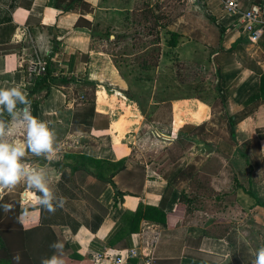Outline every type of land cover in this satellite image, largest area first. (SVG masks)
<instances>
[{
	"label": "crops",
	"instance_id": "0c3cea01",
	"mask_svg": "<svg viewBox=\"0 0 264 264\" xmlns=\"http://www.w3.org/2000/svg\"><path fill=\"white\" fill-rule=\"evenodd\" d=\"M82 1L68 9L70 0H0V88L20 86L30 98L29 72L36 51L44 60L49 59L52 70L72 80L69 84L59 82L30 101L31 114L56 131V157L47 160L29 152L24 158L46 170L49 184L66 197L65 216L79 227L73 232L69 225H53L65 254L82 257L73 264H115L119 257L123 264H254L256 251L264 246V207L258 205V201L264 202V196L238 189L244 187L243 176L249 174L250 165L237 146L219 139L216 151L204 145L194 154V148L192 153L186 152L185 160L168 178L158 176L150 162L159 153L145 155L146 149L141 148L148 133L144 108L121 85L122 77L110 54L95 46L102 16L118 7H110V0ZM236 1L241 9H247L254 0ZM224 2L206 0L216 23L227 29L219 39L214 62L225 80L227 97L241 108L259 88L264 75V37L252 43L237 26L241 14L225 12ZM80 19L85 21L78 28ZM75 81L96 86L90 132L71 130L75 108L80 104L74 92L90 91L88 85ZM150 105L154 109L152 130L147 128L158 146L167 145L175 134H190L212 118L210 106L199 98L169 102L152 98ZM1 116L8 117L6 112ZM249 138L260 145L258 152L264 158V104L236 127L240 143ZM199 154L204 160L195 161ZM121 162H125L123 170ZM139 165L145 168L144 178L137 174ZM190 165L197 168L202 180L196 190L211 183L213 198L209 189L192 195L193 179H177ZM100 175L112 180L124 196H116L115 187L100 180ZM206 176L211 178L209 183ZM255 183L256 189L262 187ZM168 186L172 192L161 207L164 222L144 219L139 231H130L138 226L132 223L131 215L141 205L160 208ZM230 186L238 189L234 201L238 218L224 213L228 207L223 195ZM23 192L26 198L21 202L20 220L25 229H31L40 225L42 208L26 183ZM183 192L189 201L180 206ZM132 251L135 257H131ZM98 254L104 259L95 263L93 257Z\"/></svg>",
	"mask_w": 264,
	"mask_h": 264
},
{
	"label": "rangeland",
	"instance_id": "374dc122",
	"mask_svg": "<svg viewBox=\"0 0 264 264\" xmlns=\"http://www.w3.org/2000/svg\"><path fill=\"white\" fill-rule=\"evenodd\" d=\"M109 6L118 7V10L102 16L101 25L95 33L97 42L95 46L98 50L110 54L114 60L120 77H122L121 85L125 87L127 94L139 101L144 108L147 127L150 126L152 130L151 115L154 111L150 105L152 98L164 102L192 97L199 98L208 105L216 104L214 110L210 107L211 120L213 119L210 125L213 130L211 129L207 134H200L201 139L206 137V142L195 140L185 142L180 147L186 149V152L187 150L191 151V153L195 148L197 152L194 154H198L200 153L198 149L204 145L211 146L209 151H216L219 139L234 145L231 140V130L228 128L229 110L227 105L219 104L220 97L216 90L217 67L214 55L218 51L222 33L214 19L208 17L210 13L206 6V0H110ZM148 6L160 17L158 22L160 41L157 40L158 34L151 35L150 30L146 28L147 24H145L142 11H144V7ZM169 32L179 34V42L175 48L168 44L171 37ZM148 58L154 59V61L157 59L158 65L149 68L142 67V61ZM0 119L7 120L10 117L0 115ZM147 127L146 132L148 133L141 143V148L146 149L145 155L155 154L157 151L158 157L169 142L167 145L158 146V142L152 137ZM13 132L14 135L9 137V140L25 137L22 125H14ZM174 139L171 137V140ZM245 140L241 143L237 141L241 145ZM253 142L247 149L250 155L245 158L250 165L249 174L246 172L247 174L243 176L244 187H237L238 189L243 188L248 191L247 193L256 192L264 196V158L260 157L258 149H256V140ZM238 150L240 154L241 148L238 147ZM201 160H204V157L199 154L195 161ZM195 173L200 174L196 171ZM206 178L209 183L211 178L209 176ZM248 179H251V184H248ZM198 181L201 185L202 180L199 176L190 182L192 185L195 184L194 187L191 185L194 190L192 195L193 192L201 193V189H204L205 192L209 189L210 198H213L214 190L211 183L209 187L203 186L196 190ZM255 182L260 183L259 185L262 187L256 189L258 185H255ZM23 187L25 186L22 184L21 188ZM18 189H20L18 186L11 190L6 189L0 193V199L7 193H13ZM237 190L236 187L230 186L227 192L224 191L226 193L223 198L228 207L224 210L226 217H239V213L236 214L234 207ZM214 217L217 218L215 215ZM241 219H243L242 216ZM197 220L203 222L201 218ZM213 221L215 219L210 220V222Z\"/></svg>",
	"mask_w": 264,
	"mask_h": 264
},
{
	"label": "trees",
	"instance_id": "16d2710c",
	"mask_svg": "<svg viewBox=\"0 0 264 264\" xmlns=\"http://www.w3.org/2000/svg\"><path fill=\"white\" fill-rule=\"evenodd\" d=\"M70 1L71 3L68 5V9L72 8L73 3L79 2L83 4L82 0ZM135 11L136 9L134 10V12ZM142 12L143 16L145 17V24H147L146 28L150 30L151 35L158 34L157 40L160 41V25L158 23L160 18L159 15H157L149 6L144 7V11ZM208 17L214 19L211 14ZM83 21L85 20L80 19L77 25L78 28L81 27V23ZM215 24L220 29L222 34L227 31L225 27H223L222 25H218L216 21ZM169 34L171 36L168 43L169 46L172 48L177 47L179 42V34L177 32H169ZM156 43L159 44L160 42ZM26 45L30 49L29 44ZM45 61L48 63L47 72L45 74L38 75L34 72V69H30V85L28 87L30 93V98H28L29 101L35 99L36 95L41 91L48 93L50 87L58 84L59 82L69 84L72 81L71 79H64L63 77H53L50 61L49 59H45ZM149 61H151V63H149ZM157 65V59L154 61V59L148 58L142 61V67L144 68H149ZM216 67V90L220 97L219 104L227 105V108L229 110L228 114H230V117L228 118V128L229 130H231V140L235 146L241 148V152L242 150H244L243 153L240 152L241 156L244 158H248V155L250 154L247 149H249L251 144H253L254 142L252 139H247L245 140V142H243V144L240 145V143L236 139V127L241 122L246 120L249 116H251L254 112H256L258 108L264 104V75L261 78V84L259 88L249 97V99L241 108H236L233 105L232 101L226 95L225 80L221 74L220 67H218L217 65ZM75 82L88 85L90 91L85 92L78 90L74 92L73 97L78 103L80 102V104L75 108L74 120L71 130L90 132V118H92V116L94 115L96 108V86L94 84L86 83L85 81ZM81 97H84V99L82 101H78ZM209 105L214 110L216 104L213 105L210 103ZM88 119L89 121H87ZM212 120L209 123H204L197 126L190 134L173 135L172 138L175 139L169 142L167 147L164 148L161 155H159L154 161L150 162L151 169L158 176L162 178H168L176 169L179 168V166L185 160L186 149H182L180 146L185 142H192L195 140L206 142V137H203L201 139L199 136L201 133L207 134V132L211 131V129L213 130V127H211L210 125L212 123ZM210 147L211 146H207L208 150L210 149ZM256 149H260V145L258 143L256 144ZM82 159L85 160L87 158L82 157ZM97 163L100 164V162ZM58 165L60 166V164ZM120 165L123 166L121 169L123 170L125 168V162H121ZM140 168L141 171L137 172V174L139 177L144 178L145 168H143L142 166H140ZM195 171L198 172L197 168H195L193 165H190L179 174L177 179H182L185 181L188 180V178H198L199 174L195 173ZM200 177L201 176H199V178ZM99 178L103 182L110 183L115 187L116 196H124V194L117 191V185L113 183L112 180L106 179L102 175H100ZM22 184L23 186H25V182H21V184L18 185V188L20 189L14 191L13 193H7L3 198L0 199V261H7L10 264H14L12 257L15 253L19 252L21 255V264H41V258L49 257L53 254L49 245L59 240L58 235L54 231L53 225H69L72 228L73 232H76L79 227L76 228L74 226L72 220L70 219V216H65L64 209H58L55 215H50L47 211L42 209L40 225L31 229H25L20 220L22 201L21 195L23 193V188H21ZM171 192L172 188L168 186L162 199L160 208L141 205L137 212L131 215L132 223H136L138 226L136 228H131L130 231H139L140 223L144 219L164 222L165 215H163L161 207H163V204L167 201ZM249 194L255 195L254 192H250ZM188 201L189 197L187 193L183 192L180 206L184 203L187 204ZM5 205H11V208L5 210ZM258 205L264 207V202L258 201ZM47 214L49 215V217L47 216ZM105 214H107V211L105 212ZM99 224L96 226L97 228L95 227L93 229L94 231L98 229V227L100 226ZM73 261L80 262L82 261V257L78 254H73L68 257L67 255H65V264H73Z\"/></svg>",
	"mask_w": 264,
	"mask_h": 264
},
{
	"label": "clouds",
	"instance_id": "9594fccd",
	"mask_svg": "<svg viewBox=\"0 0 264 264\" xmlns=\"http://www.w3.org/2000/svg\"><path fill=\"white\" fill-rule=\"evenodd\" d=\"M30 101L20 86L0 88V115L7 113L10 119H0V193L16 188L25 182L34 190L35 202L50 215L63 209L66 197L58 193L48 182V174L43 167L37 168L25 158L26 153L51 160L59 152L55 129L47 121L31 114ZM14 125H22L24 140H9L14 135ZM5 210L11 205H5ZM53 254L41 258V264H65V246L57 240L49 245ZM14 264H21L19 252L12 257ZM254 264H264V246L256 251Z\"/></svg>",
	"mask_w": 264,
	"mask_h": 264
},
{
	"label": "built area",
	"instance_id": "2783aa9c",
	"mask_svg": "<svg viewBox=\"0 0 264 264\" xmlns=\"http://www.w3.org/2000/svg\"><path fill=\"white\" fill-rule=\"evenodd\" d=\"M223 9L229 14H241L237 23L238 28L243 30L252 43H259L264 37V0H254L249 8H240L239 3L236 0H227L223 3ZM31 68L38 75L45 74L47 72L48 63L40 56L36 51L32 59ZM53 77L61 78V75L52 70ZM84 97H81V100ZM136 252H131V257H135ZM104 259V255L98 254L93 257L95 263H99ZM115 264H123L121 257L115 260Z\"/></svg>",
	"mask_w": 264,
	"mask_h": 264
},
{
	"label": "water",
	"instance_id": "95a60500",
	"mask_svg": "<svg viewBox=\"0 0 264 264\" xmlns=\"http://www.w3.org/2000/svg\"><path fill=\"white\" fill-rule=\"evenodd\" d=\"M31 162H33V161H31ZM25 198H26V195L23 194V195L21 196V199H22V200H25Z\"/></svg>",
	"mask_w": 264,
	"mask_h": 264
},
{
	"label": "bare ground",
	"instance_id": "6f19581e",
	"mask_svg": "<svg viewBox=\"0 0 264 264\" xmlns=\"http://www.w3.org/2000/svg\"><path fill=\"white\" fill-rule=\"evenodd\" d=\"M29 196H30V194L28 195V197H29ZM28 197H27V198H28ZM30 199H31V198H30Z\"/></svg>",
	"mask_w": 264,
	"mask_h": 264
}]
</instances>
